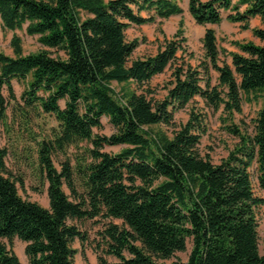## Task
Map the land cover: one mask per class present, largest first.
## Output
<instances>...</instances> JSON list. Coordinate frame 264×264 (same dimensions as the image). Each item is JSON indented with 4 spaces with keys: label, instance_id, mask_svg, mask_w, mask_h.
Segmentation results:
<instances>
[{
    "label": "trees",
    "instance_id": "trees-1",
    "mask_svg": "<svg viewBox=\"0 0 264 264\" xmlns=\"http://www.w3.org/2000/svg\"><path fill=\"white\" fill-rule=\"evenodd\" d=\"M187 10L202 27L225 20L249 30L258 19L251 33L259 43L233 42L231 66L220 64L208 27L203 61L192 68L181 60L180 23L154 55L132 60L140 42L127 41L125 32L180 15V0H0L1 27L14 33L13 56L0 52V125L9 104L4 89L15 100L13 80L24 87L18 104L24 116L36 111L57 123L36 151L48 208L20 197L23 181L9 173L0 148V264H21L14 239L25 244L28 264H75L72 244H83L86 235L72 221L97 218L121 221L100 233L97 264H109L104 256L114 264H264L257 234L264 207V0H188ZM22 30L42 49L24 54L15 34ZM168 68L166 95L156 99L149 83ZM210 71L218 74L215 86ZM195 97L222 108L224 131L237 139L218 164L199 151L200 114L191 111L170 136L156 129L174 127V114ZM243 102L259 109L251 125L237 126L230 119L242 114ZM102 118L113 128L110 136L96 132ZM82 142L88 146L75 168L66 160L57 170L53 152ZM118 146L116 154L103 151ZM252 173L263 196L254 192ZM188 243L185 262H168Z\"/></svg>",
    "mask_w": 264,
    "mask_h": 264
},
{
    "label": "rangeland",
    "instance_id": "rangeland-1",
    "mask_svg": "<svg viewBox=\"0 0 264 264\" xmlns=\"http://www.w3.org/2000/svg\"><path fill=\"white\" fill-rule=\"evenodd\" d=\"M108 1V0H105ZM182 13L178 16L162 21L160 24L146 25V26H132L125 32L127 41L139 40L140 45L135 49L132 55V60L143 59L154 55L164 39H171L174 37L179 29V24L182 23L183 37L186 39L184 44L186 52L182 55L185 63L191 65L192 68H197L203 61V49L201 40L206 28L214 29L217 38V45L220 51V64H228L231 66V59L229 53L238 52L232 45L233 42H254L258 44L257 40L252 36L251 29L260 26L258 19L250 21L249 30H242L239 24L228 23L223 20L221 24L214 26L202 27L195 24L190 17L187 10V0H180ZM225 18V14L223 15ZM14 33L3 30L0 24V52L7 56H13L10 46V41ZM16 35L21 38L22 49L24 54L34 53L42 47L37 41L36 37H29L22 31H16ZM180 60V61H181ZM200 70V69H199ZM171 68L165 70L161 75L156 76L149 83V88L153 90L156 99H163L166 95L164 89L165 85L171 79ZM218 74L210 71L211 85H217ZM204 87V84H201ZM116 91L119 87L113 84ZM12 87L15 95V100H9V94L6 89L3 91V96L9 102L7 108V119L5 124L0 125V148L7 150L5 163L7 170L13 178H20L23 181V186L17 183L18 193L20 197L29 202H35L44 208H48V199L46 195V182L43 180L37 161V148L42 140L49 139L52 130L57 127V123L52 116L39 114L36 111L26 113L24 116L20 110V95L23 91V84L17 81H12ZM64 106L63 102L60 103ZM258 104L242 103V114H234L230 122L237 126L243 123L251 125V120L255 117ZM200 114L203 117L205 124V134L202 135L200 144L198 146L202 156H208L213 164H218L223 158L227 156L228 151L237 142L233 136L224 131V124L222 118H225L222 113V108L214 109L208 106L200 97H195L183 110L174 114V127H156L166 132L169 136L173 130H177L180 126L185 124L189 118L190 112ZM102 127L96 132L103 136H110L113 133V128L109 125L106 118L101 119ZM87 144L82 142L72 147H69L65 152H53L52 161L57 170L61 169V163L69 160L72 168H75L79 158L85 156V149ZM122 147H105L104 152L109 154H116ZM252 183L254 192L258 196H263L257 185L255 174L252 173ZM75 184L80 190V179L74 176ZM65 193L70 195L69 190L64 186ZM111 222L113 224L121 225L118 220H75L72 221L78 229L86 235V241L81 244L75 240L72 248L76 250L74 256L75 264H97V256L102 253L97 249V244L101 243L100 233L104 226ZM258 248L261 255L264 254V207L260 209L258 215ZM7 245L8 242L4 241ZM25 244L14 239L12 242V249L19 258L21 264H28L27 258L24 254ZM190 243L186 246V252L177 253L170 261L187 260ZM109 264L117 262L116 259L104 256Z\"/></svg>",
    "mask_w": 264,
    "mask_h": 264
},
{
    "label": "crops",
    "instance_id": "crops-1",
    "mask_svg": "<svg viewBox=\"0 0 264 264\" xmlns=\"http://www.w3.org/2000/svg\"><path fill=\"white\" fill-rule=\"evenodd\" d=\"M201 1H207V0H201ZM187 3H188V0H187ZM257 42L259 43V41L257 40Z\"/></svg>",
    "mask_w": 264,
    "mask_h": 264
}]
</instances>
